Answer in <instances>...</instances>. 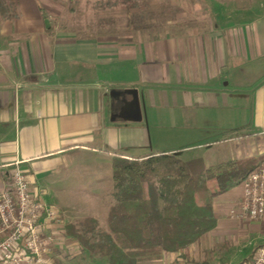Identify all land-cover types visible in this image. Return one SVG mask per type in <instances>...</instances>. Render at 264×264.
Instances as JSON below:
<instances>
[{"label": "crops", "instance_id": "obj_1", "mask_svg": "<svg viewBox=\"0 0 264 264\" xmlns=\"http://www.w3.org/2000/svg\"><path fill=\"white\" fill-rule=\"evenodd\" d=\"M15 1L16 16L0 18V189L17 166L35 196L66 207V187L82 177L69 172L78 155L110 164L112 156L175 153L201 156L206 166L264 156V12L257 4L242 8L245 17L219 5L204 27L115 33L53 19L40 0ZM128 89H136L138 120L129 116ZM239 196L238 183L214 197L217 223L208 234L232 238L238 221L227 210ZM252 224L247 236L262 242ZM177 254L138 264H166Z\"/></svg>", "mask_w": 264, "mask_h": 264}, {"label": "trees", "instance_id": "obj_2", "mask_svg": "<svg viewBox=\"0 0 264 264\" xmlns=\"http://www.w3.org/2000/svg\"><path fill=\"white\" fill-rule=\"evenodd\" d=\"M262 158L206 166L201 156L181 158L175 153L142 159L112 156L104 225L84 215L66 222L63 233L90 259L103 258L106 264H138L186 249L216 226L214 197L238 184Z\"/></svg>", "mask_w": 264, "mask_h": 264}, {"label": "rangeland", "instance_id": "obj_3", "mask_svg": "<svg viewBox=\"0 0 264 264\" xmlns=\"http://www.w3.org/2000/svg\"><path fill=\"white\" fill-rule=\"evenodd\" d=\"M0 1V7L4 8L0 11V18L12 16L16 11V1ZM8 1L10 3L6 4ZM40 3L45 4L44 12L51 14L53 19H64L72 25L91 30L112 27L115 33L140 28L204 27L212 23L219 5L226 15L232 17L247 16L248 13L242 8L252 3L257 4L259 13L264 12V0H40ZM75 157L78 163L75 162L69 172L82 173V177H77L74 185L66 187L69 192L63 197L66 207L56 200L51 202L44 199L59 210L63 223L55 228L56 244L51 250L50 259L53 264H106L103 258L90 259L75 241L65 238L63 234L66 222L84 215L95 216L104 225L107 200L110 199L111 168L108 160L103 157L91 160L85 154ZM252 223L240 221L233 225L236 233L231 235L230 240H223L218 232L206 233L200 241L185 249V264H226L244 259L261 242L253 241L252 235L247 236V227H252ZM175 262L176 257L166 264Z\"/></svg>", "mask_w": 264, "mask_h": 264}, {"label": "built area", "instance_id": "obj_4", "mask_svg": "<svg viewBox=\"0 0 264 264\" xmlns=\"http://www.w3.org/2000/svg\"><path fill=\"white\" fill-rule=\"evenodd\" d=\"M239 186V199L229 206L227 216L238 222H257L263 241L249 257L226 264H264V156L241 178ZM62 224L59 210L35 196L24 172L12 167L0 189V264H53L50 254L56 244L55 228ZM184 251L177 250L174 264H185Z\"/></svg>", "mask_w": 264, "mask_h": 264}, {"label": "water", "instance_id": "obj_5", "mask_svg": "<svg viewBox=\"0 0 264 264\" xmlns=\"http://www.w3.org/2000/svg\"><path fill=\"white\" fill-rule=\"evenodd\" d=\"M128 92L131 93L132 99L130 102V112L129 116L133 120H138L140 118V110H139V104H138V98L136 94V89H128Z\"/></svg>", "mask_w": 264, "mask_h": 264}]
</instances>
